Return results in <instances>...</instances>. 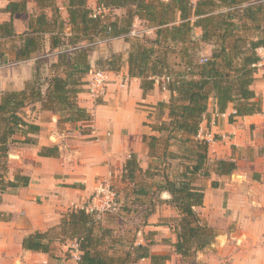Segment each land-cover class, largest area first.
Segmentation results:
<instances>
[{
  "label": "trees",
  "instance_id": "obj_1",
  "mask_svg": "<svg viewBox=\"0 0 264 264\" xmlns=\"http://www.w3.org/2000/svg\"><path fill=\"white\" fill-rule=\"evenodd\" d=\"M33 1L34 12L28 11L27 0H11L2 8L11 18L0 23V39L13 41L11 48L16 61L42 52L48 40V53H56V61L39 58L32 77L22 88L2 92L0 192L27 186L30 181L18 170L12 179L6 178L10 147L15 143H36L35 135L41 130L30 120L28 107L33 109L38 104L40 110L54 112L58 125L89 123L90 112L78 103V94L85 91L92 69L89 52L98 39L123 37L130 42L126 57L128 75L139 79L144 94L154 88L156 77L170 75L171 80L167 84L168 101L157 102L148 115L150 118L154 113L155 122L149 126L156 134L142 137L150 161L143 169L136 155L130 154L122 178L134 183L130 192L136 199L142 201V197L155 194L159 203L167 202L177 210L178 215L171 218L175 240L168 243L185 262L194 263L196 253L208 247L216 235L195 210L202 205L204 189L194 179L197 175L207 178L211 171L230 174L236 168L233 161L224 159L215 160L208 167V142L198 138V131L202 120L209 116L211 99L219 113L231 105L234 111L229 115L230 121L262 113L261 100L253 85L259 61L256 48L264 45V0H96L97 6L105 11L95 16L87 0ZM117 8L124 9V13L120 16L113 13ZM17 14L28 15L22 33L15 32L13 16ZM136 19L142 27L152 28L155 37H130ZM195 28L201 29L199 38L194 37ZM207 45L211 46L210 54L201 56ZM171 54L178 57L180 65L174 75L169 62ZM123 64L122 53H112L95 62L96 68L113 71ZM170 140L177 143L178 149L184 148L190 160L172 177L167 172L154 171L153 164L160 158V149L162 155L179 157L168 150ZM39 154L55 155L56 147H44ZM139 175L152 181L139 182ZM157 175L160 178L155 179ZM211 184L217 186L216 181ZM164 191L170 195L166 201L160 198ZM148 203L150 206L142 208L144 225L156 205L151 200ZM96 213L84 208L71 209L58 225L23 237L22 247L51 254L56 244L76 242L79 264H135L143 258L162 264L170 259L168 254L150 251L149 246L155 243L151 238L146 243L130 244L124 255L103 252L99 248L102 237L96 228L99 224ZM6 219L0 211V220Z\"/></svg>",
  "mask_w": 264,
  "mask_h": 264
},
{
  "label": "crops",
  "instance_id": "obj_2",
  "mask_svg": "<svg viewBox=\"0 0 264 264\" xmlns=\"http://www.w3.org/2000/svg\"><path fill=\"white\" fill-rule=\"evenodd\" d=\"M9 1L0 0V23L11 18L9 13L1 11ZM87 5L93 12L98 9L96 0H87ZM27 9L34 12L36 3L27 0ZM113 13L120 16L124 9H114ZM61 14L66 17L64 10ZM18 15H28L13 16L15 32L22 33L27 21L22 28L18 27ZM139 26L141 22L136 19L132 29L135 35L141 32L155 37L152 28L141 30ZM200 35L201 29L195 28L194 37ZM12 43L8 38L0 39L3 53H0V98L4 90L24 86L32 77L39 58L56 61V53H48V40L42 52L23 61H16ZM129 47V41L117 37L90 50L91 68H96L98 59H106L112 53H122L124 64L118 71L106 70L108 82L103 97L93 98L86 89L78 94V103L91 114L89 123L58 125V115L54 112L40 110L38 104L33 105V109L28 107L30 120L41 130L35 135L36 143H15L8 153L6 178L12 179L18 170L30 181L27 186L9 187L0 192V211L7 216L6 220H0V264H66L64 253L67 249L71 251L69 244H56L48 254L24 249L23 237L58 225L71 209L89 206L97 186L110 183L122 174L130 154L136 155L139 164L141 160L147 164L150 161L142 137L156 132L149 126L148 115L157 102L168 101L170 92L154 83L153 89L143 93L139 79L128 75ZM204 51L209 55L211 46H205ZM174 57L178 60L176 55ZM260 77L264 75L258 71L253 88L261 100L262 113L230 121L229 115L234 111L231 105L219 113L211 99L209 116L200 124L198 138L208 142V161L224 159L236 165V172L218 175L211 171V178L198 184L204 189V197L202 205L195 210L202 222L214 229L216 235L212 243L196 253L194 263L185 262L176 254L168 242L175 240L171 218L178 212L167 202L156 203L146 224L138 231L135 244L146 243L151 238L155 242L149 246L152 253L170 256L162 264H264V137L260 135L264 132V78ZM44 147H56V154L40 155ZM232 176L238 178L233 180ZM212 181H216L217 186H212ZM169 197L166 191L160 195L165 201ZM135 264L153 263L143 258Z\"/></svg>",
  "mask_w": 264,
  "mask_h": 264
},
{
  "label": "rangeland",
  "instance_id": "obj_3",
  "mask_svg": "<svg viewBox=\"0 0 264 264\" xmlns=\"http://www.w3.org/2000/svg\"><path fill=\"white\" fill-rule=\"evenodd\" d=\"M6 1V0H5ZM121 14V13H120ZM28 16H17L16 23L17 26L22 28L23 24L27 21ZM139 29H143L142 26H139ZM145 33L136 32L135 36H130L132 38L135 37H141ZM8 42V41H7ZM2 47L4 48V44L6 43V40L2 41ZM1 55H3L2 52H0ZM205 55V51L201 52V56ZM42 60L46 61V58H43ZM169 62L172 68V73L174 75V71H177L180 69V65H178V60L174 57L173 54L169 56ZM46 68V64L44 66V69ZM93 69V68H92ZM258 71H260L261 75H264V65L261 67H258ZM46 73V72H45ZM263 79L264 77H260ZM152 116L148 119L150 123L155 122V118ZM77 126V125H76ZM254 129V127H252ZM262 139L264 137V132L260 133ZM261 138H259L260 140ZM264 140V139H263ZM177 143L173 142L172 140L169 141V147L168 150L171 152H176L179 157H170L167 154L162 155L161 149L159 151L160 158L158 160H155L153 164H155L156 169L154 171L161 173V172H167L169 173L170 177L178 174L181 170L185 168L187 164L190 163L189 156L187 154V151L182 148H177ZM184 147V146H183ZM167 151V152H169ZM150 159H148L149 161ZM213 162L207 161V166L209 167ZM140 164L145 168L147 166V163H145L143 160H141ZM153 171V169H152ZM233 172H236L234 170ZM147 178L143 175L138 176L139 182H148V184L152 181L151 178ZM160 178V176H155V179ZM211 176L208 178L203 177L202 175H197L195 177L194 181L197 184H201L206 182L208 179H210ZM238 176H232L233 180H236ZM148 180V181H147ZM109 185L113 190L116 192V199L114 207L109 210H103L98 211L96 213L99 224L96 225V228L99 232V234L102 237L101 245L99 246L100 249H102L103 252L107 254H122L124 255V252L129 249L130 244H135L138 241V231L141 229V227L144 226V220H143V213L142 208H145L146 205H149L148 200H151V203L154 201L155 203L158 202L156 198H154L155 194H149L147 197H142L140 201L139 199H136L134 195L131 194L130 190L134 183L132 184L130 181L124 180L122 178V174L119 173L112 181H110ZM155 199V200H153ZM144 205V207H142ZM150 206V205H149ZM140 235V234H139ZM67 244H71V241L66 242ZM62 245V244H61ZM65 258H71V254L69 252V249L65 251Z\"/></svg>",
  "mask_w": 264,
  "mask_h": 264
},
{
  "label": "built area",
  "instance_id": "obj_4",
  "mask_svg": "<svg viewBox=\"0 0 264 264\" xmlns=\"http://www.w3.org/2000/svg\"><path fill=\"white\" fill-rule=\"evenodd\" d=\"M191 2H195L196 0H190ZM105 9L102 7H98L96 11L93 12V16L100 15L104 12ZM129 35H135L134 31H131ZM107 40L98 39L95 42V45L105 42ZM256 54L259 58L257 63L258 67L264 65V45H260L256 48ZM202 61V60H201ZM171 80L170 75H162L160 77L155 78V84H157L160 89L167 90V84ZM108 82V74L107 71L100 68H93L89 71V77L86 85V90L88 94L93 98H100L105 95L106 86ZM199 132V131H198ZM94 196L91 201V204L87 206V211H103L109 210L114 207L116 192L111 188L109 183H101L97 186L94 191ZM70 254L71 258H65L66 264H79L80 261V251L78 249V244L76 242H71L70 244Z\"/></svg>",
  "mask_w": 264,
  "mask_h": 264
}]
</instances>
